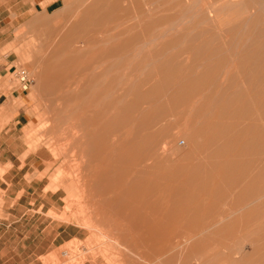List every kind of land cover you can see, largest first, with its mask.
<instances>
[{
	"label": "rangeland",
	"instance_id": "374dc122",
	"mask_svg": "<svg viewBox=\"0 0 264 264\" xmlns=\"http://www.w3.org/2000/svg\"><path fill=\"white\" fill-rule=\"evenodd\" d=\"M47 1L0 0V123L26 116L0 148V264H264V103L250 79L264 70V0H55L46 11ZM72 23L77 43L57 59L73 60L65 71L77 64V77L55 89L52 31ZM218 45L223 77L246 83L231 157L243 166L226 172L207 146ZM21 68L32 79L24 93ZM134 136L142 153L157 152L150 177L167 189L127 184L124 142Z\"/></svg>",
	"mask_w": 264,
	"mask_h": 264
},
{
	"label": "bare ground",
	"instance_id": "6f19581e",
	"mask_svg": "<svg viewBox=\"0 0 264 264\" xmlns=\"http://www.w3.org/2000/svg\"><path fill=\"white\" fill-rule=\"evenodd\" d=\"M69 4V0H65L64 1V6L67 7ZM69 8V7H68ZM67 12V10H66ZM80 14H78L79 16ZM83 15H85L83 13ZM86 16V15H85ZM91 16V15H90ZM89 17V16H88ZM82 18V17H81ZM86 18V17H84ZM87 19V18H86ZM242 19V18H241ZM82 20V19H81ZM84 20V19H83ZM243 20V19H242ZM79 21V20H78ZM237 21V20H236ZM247 21V20H246ZM241 22V21H240ZM78 23V22H77ZM77 23H72L69 27V29L67 30H64L63 28L60 27L57 28V29H54L52 32H53V35H55L57 38L54 39V40H58L59 41H54L56 43H54L53 45H55V55L53 56L55 58V62H54V65H53V69L52 70V74L50 77L53 78V80L55 81V89L57 86L63 88L64 85H69L70 82H73L76 77H77V72L78 71V68L74 65H77V64H74L73 67L71 66L70 68V71H65L69 68V65L70 63L73 64V60H70L68 59L69 61H64L63 59L62 60H58V54H60V52L62 51V49H64V46L67 45V43H74L75 41V45L77 43V40H75L76 38V35H77V32L80 31V27L78 26ZM219 21H218V25H219ZM246 23V22H245ZM81 24V23H80ZM79 24V25H80ZM223 24V23H222ZM220 24V25H222ZM83 25V24H82ZM87 25V24H86ZM85 25H83V28H84ZM222 28V27H221ZM233 28V27H231ZM85 31H86V27L84 28ZM83 29V30H84ZM224 28H222L223 30ZM93 30V29H91ZM227 30V29H226ZM220 31V30H219ZM232 31V30H231ZM83 32V31H82ZM229 32V31H228ZM235 32V30H234ZM85 33V32H84ZM90 33V32H88ZM221 33V32H220ZM227 33V32H226ZM219 34V32H218ZM217 34V35H218ZM233 34V33H232ZM258 34V33H257ZM260 34V33H259ZM262 34V33H261ZM221 35V34H220ZM228 35V34H227ZM89 36V35H87ZM93 36V34H92ZM260 36V35H259ZM216 37V36H215ZM220 37V36H219ZM218 37V39H219ZM258 37V36H257ZM262 37V36H261ZM264 37V36H263ZM224 38V37H223ZM222 38V39H223ZM84 39V38H83ZM82 39V40H83ZM235 39V38H234ZM79 42L82 41L80 38L78 39ZM220 40H221V37H220ZM228 40V39H227ZM226 40V42H227ZM93 41V40H92ZM224 41V40H223ZM83 42V41H82ZM217 42V41H216ZM220 42V41H218ZM222 42V40H221ZM225 42V43H226ZM263 42L261 45V48H260V52L264 51V41H261ZM230 43V42H229ZM233 43V42H231ZM255 43H259V42H255ZM79 44V43H78ZM253 45V44H252ZM50 46V45H49ZM71 46V44L69 45ZM249 46V45H248ZM251 46V45H250ZM260 46V45H259ZM126 47V46H125ZM235 47V46H234ZM246 47V46H245ZM253 47V46H252ZM230 48V47H229ZM232 48V46H231ZM237 48V47H236ZM248 48V47H247ZM254 48V47H253ZM259 48V47H258ZM75 49V48H74ZM79 49V47H78ZM114 49V48H113ZM112 49V50H113ZM238 49V48H237ZM61 50V51H60ZM71 51H74L72 50V48L70 49ZM80 50V49H79ZM118 51V50H117ZM223 48L221 45H218L217 49H216V68H215V75L216 76V84H215V99H214V102L212 103V117L210 119H208L206 122L207 124L209 125V127L211 128V133L209 135V142H208V147H210V149H212V154L214 155V158L216 160V164L219 165V168L221 169L220 172L222 171H225V170H234L235 168H241V165L242 163L238 162V161H235V160H231V157L233 155V151H236V153H238V150L240 151V149H237L235 150V144H234V139L235 137H237L236 135L239 134V128L240 125L243 123V118L244 116L243 115H247V107H246V101L245 102H242V95H243V88L245 89V85L246 83L242 81V84H241V87L239 84L237 83H232V81L234 82V80L226 78V77H223V72L226 70V67L225 65L227 66L228 64L224 63V59L225 57H223L224 55H222L223 53ZM64 52V50H63ZM238 52V51H237ZM253 52L255 53V51L253 50ZM87 53V52H86ZM243 53V52H242ZM250 53V52H249ZM248 53V54H249ZM253 53V54H254ZM257 53V52H256ZM52 54V53H51ZM76 54V52H75ZM246 54V53H245ZM258 54V53H257ZM264 55V52L262 53ZM63 55V54H62ZM65 55V53H64ZM74 55V53H73ZM256 55V54H255ZM261 55V54H260ZM259 54L256 55V61H257V58L258 56L260 57V59H262V57L260 56ZM68 56V55H67ZM70 56V55H69ZM51 57V58H53ZM70 58V57H69ZM98 58V57H97ZM97 58H94V59H97ZM246 58V57H245ZM251 58V57H250ZM65 59V58H64ZM51 60V59H50ZM49 60V62H50ZM226 60V59H225ZM246 60V59H245ZM250 60V59H249ZM254 60V61H255ZM263 60V59H262ZM52 61V60H51ZM95 61V60H93ZM214 61V60H213ZM251 61V60H250ZM53 62V61H52ZM90 62V61H89ZM243 62V61H242ZM247 62V61H246ZM252 62V61H251ZM261 62V61H260ZM51 63V62H50ZM86 63V62H85ZM250 63V62H249ZM248 63V64H249ZM99 64V63H98ZM225 64V65H224ZM254 64V62H253ZM256 64V63H255ZM48 65V64H47ZM245 65V63L243 64ZM260 65H263V61ZM257 66V65H256ZM79 67V65H78ZM87 67V66H86ZM96 67V66H95ZM258 67V66H257ZM264 67V66H263ZM89 68V67H88ZM231 68V67H230ZM91 69V68H90ZM234 69V68H232ZM257 69V68H256ZM76 70V71H75ZM82 72L81 74L84 72V70H86V68H82L81 69ZM89 70V69H88ZM228 70V69H227ZM238 70V69H237ZM246 70V69H244ZM248 70H249V67H248ZM260 70V69H259ZM103 71V70H102ZM101 71V72H102ZM235 71V69H234ZM104 72V71H103ZM229 72V70H228ZM236 72V71H235ZM252 72V70H251ZM244 73V72H243ZM245 74V73H244ZM247 74V73H246ZM86 75V74H85ZM85 75H84V78H85ZM94 75H96L94 73ZM105 75V74H104ZM240 75V74H238ZM253 77H251V81L253 80L252 82V85L253 83L257 85V87L259 88V92H257L258 94V97H259V101L257 102H260L261 104L264 103V70L262 69V72L261 70L260 71H257L255 74L252 73ZM81 78V76H79ZM101 77V76H100ZM51 78V80H52ZM242 78V77H241ZM238 79V78H237ZM52 80V81H53ZM73 80V81H72ZM97 80V79H96ZM84 82V80H83ZM239 82V81H238ZM241 82V81H240ZM77 83V82H76ZM79 83V82H78ZM72 86V85H71ZM89 86V85H88ZM78 87V85H77ZM65 88V87H64ZM73 88V87H72ZM64 90V89H63ZM66 90V89H65ZM70 91V90H69ZM247 91V90H246ZM64 92V91H63ZM200 92V91H199ZM249 93V91H247ZM53 94H56V90L55 92L53 91ZM213 94V93H212ZM88 95V94H87ZM248 95H251V93H249ZM252 96V95H251ZM250 96V97H251ZM66 97V96H65ZM122 97V96H121ZM253 97V96H252ZM210 99V98H209ZM256 100H258V98H255ZM84 100V99H83ZM211 101V100H210ZM253 102V100H252ZM126 103V102H125ZM255 104V102H254ZM123 105V104H122ZM120 106V105H119ZM254 106V105H253ZM257 107V106H256ZM262 107V106H261ZM263 108V107H262ZM257 109V108H256ZM115 110V109H114ZM207 111V110H206ZM205 111V112H206ZM259 113V112H258ZM262 113V112H261ZM204 115V114H203ZM202 115V116H203ZM201 117V116H200ZM153 119V118H152ZM135 125V124H134ZM264 126V125H263ZM201 129V128H200ZM204 130V129H203ZM205 131V130H204ZM242 131V130H241ZM246 133V132H244ZM243 133V134H244ZM241 134V132H240ZM239 134V135H240ZM248 136V133L247 135ZM245 136V137H246ZM257 136V135H256ZM127 138V137H126ZM241 139V138H240ZM246 139V138H245ZM124 150L128 151L130 153V163L128 165H126L125 169L123 170V172L127 175L130 176H127L128 178L126 179V182L127 184L129 185H132V187H135V186H143L145 190H151V189H158V190H161V189H167V186L169 185L167 182V184H165L164 180L165 179H156V178H151L150 175L151 174H155V167L158 165V163H160V161L157 163V160L155 158H158L157 157V152L156 154H148V153H142V151L139 148V145L137 143V140L135 138V136L133 138H130V139H126L125 142H124ZM234 145V147H233ZM165 149V148H164ZM208 149V148H207ZM243 151V150H242ZM248 151V150H247ZM244 152V151H243ZM246 152V151H245ZM229 154V156H227ZM119 158L123 159V157H125V153L122 151L119 153V155H117ZM249 156V155H247ZM154 159L156 160V162H154ZM149 161H153L152 163L149 162ZM242 162V161H241ZM161 164V163H160ZM241 164V165H240ZM244 165L247 166V164L244 163ZM243 166V165H242ZM193 167H199V164H195ZM250 167V165H249ZM263 167V166H262ZM200 168V167H199ZM243 168V167H242ZM259 168V167H258ZM198 169V168H197ZM249 169H252L249 168ZM248 169V171H249ZM236 170V169H235ZM262 172L264 171V168L260 169ZM166 172V171H165ZM226 172V171H225ZM224 172V173H225ZM238 172V171H237ZM242 172V171H241ZM247 172V171H246ZM251 172V171H250ZM260 172V173H262ZM241 174L244 175V173H238L236 175V177L233 179V178H230V180H232V183L234 184L233 186L235 185H238L241 184V183H238V178L240 179L242 176ZM255 174V173H254ZM259 174V173H258ZM219 175V174H218ZM259 176V175H258ZM250 178V177H249ZM173 180V179H172ZM252 180V179H251ZM167 181V180H166ZM164 182V184H163ZM169 182V181H168ZM179 185V184H178ZM193 185V184H192ZM171 186V185H170ZM173 186V185H172ZM242 186V184H241ZM174 188L175 191H178V193H182L181 192V188L180 186H175V187H172ZM237 188V187H236ZM243 189V188H242ZM241 189V190H242ZM158 192V191H157ZM184 194V193H183ZM160 195V194H159ZM171 195V194H170ZM175 195V194H173ZM180 195V194H179ZM178 195V196H179ZM194 195V194H193ZM184 196V195H183ZM188 196V195H187ZM192 196V195H191ZM157 197V195H156ZM174 197V196H173ZM255 197V196H254ZM177 198V197H176ZM188 198V197H187ZM156 199V198H155ZM152 200V199H151ZM154 200V199H153ZM196 200L192 199L190 200V198H188V201H187V208L189 207H193L195 206L194 202ZM198 201V200H197ZM210 202V201H209ZM173 203V202H172ZM177 204V203H176ZM180 204V203H179ZM234 205H231L232 206V210L230 211H227L225 212L224 214H220L221 216L220 217H214V218H211V221L212 224H215L217 225V223H222L223 220H225V218H227L228 215H230L231 213L239 210V209H243L245 207L246 204L243 203V201H240V203H233ZM248 204V203H247ZM158 205V204H157ZM178 205V204H177ZM185 205V204H184ZM182 206V205H181ZM157 207V206H156ZM252 207V206H250ZM197 209V208H196ZM237 209V210H236ZM254 209V208H253ZM181 210V209H180ZM186 210V209H185ZM216 210V209H215ZM255 210V209H254ZM262 210V209H261ZM192 211V210H191ZM194 211V210H193ZM218 211V210H217ZM260 211V210H259ZM215 212V211H214ZM249 212V211H248ZM223 213V212H222ZM259 213V212H258ZM196 214H199V211L196 210ZM254 214V213H253ZM261 214V213H260ZM187 215V214H186ZM215 215V213H214ZM252 215V214H251ZM248 216V215H247ZM263 216V215H262ZM236 221V220H235ZM234 222H228V223H225L223 224L221 227H220V230L221 231H224L228 228H230L232 225H233ZM214 227V226H213ZM206 228V227H205ZM211 228V227H210ZM208 229V228H207ZM206 229V230H207ZM211 230V229H210ZM196 233H197V230H194ZM159 232V231H158ZM227 232V231H225ZM190 234V233H189ZM195 234V233H194ZM193 235V234H192ZM173 236V235H172ZM171 236V237H172ZM215 237V236H214ZM186 238V237H185ZM191 238V237H190ZM193 238V237H192ZM180 239V238H179ZM183 238L181 237L180 240H177V241H170L169 243L166 244V247L168 248H171V249H176L178 247H181L183 244H185V242L187 241H183L182 240ZM189 239V238H188ZM203 239V238H202ZM201 239V240H202ZM172 240V239H171ZM190 240V239H189ZM208 241V240H207ZM198 243H200V240L197 241ZM196 242V243H197ZM204 242V241H203ZM202 245V244H201ZM264 248V247H263ZM217 250V249H216ZM256 250L257 248L253 249V252L256 253ZM207 251V250H206ZM210 251V249H209ZM213 251V250H212ZM195 252V251H194ZM225 252V251H224ZM240 252H241V249H240ZM240 252H237V254H241ZM235 253V252H233ZM215 254V253H214ZM230 254V253H229ZM228 255V254H227ZM242 255V254H241ZM250 254H246V255H242V261L246 260L248 257H249ZM197 262V261H196ZM226 263H229V262H226Z\"/></svg>",
	"mask_w": 264,
	"mask_h": 264
},
{
	"label": "crops",
	"instance_id": "0c3cea01",
	"mask_svg": "<svg viewBox=\"0 0 264 264\" xmlns=\"http://www.w3.org/2000/svg\"><path fill=\"white\" fill-rule=\"evenodd\" d=\"M54 1L55 0L47 1L45 3V10L46 11H47L48 5L53 3ZM1 71H2V69H1ZM16 92H18V95H20L19 91H16ZM2 95H4V94H2ZM2 95L0 94V97ZM6 101H7V99H5L2 103L5 104ZM6 111H8V108L6 109ZM25 118H26V116L22 113V111H18V113L14 115L12 122H10L8 124L0 123V148L4 144H11L14 142V139L17 136L16 134H17L18 130L21 128V126H23V120ZM4 154H5V149H2V151H0V163L2 162V158L4 157ZM8 161H14V158L11 157L8 159ZM5 163H6V161H5Z\"/></svg>",
	"mask_w": 264,
	"mask_h": 264
},
{
	"label": "built area",
	"instance_id": "2783aa9c",
	"mask_svg": "<svg viewBox=\"0 0 264 264\" xmlns=\"http://www.w3.org/2000/svg\"><path fill=\"white\" fill-rule=\"evenodd\" d=\"M15 72L19 82V89L22 92L28 91L32 85V79L27 69L21 68L20 70H16Z\"/></svg>",
	"mask_w": 264,
	"mask_h": 264
}]
</instances>
